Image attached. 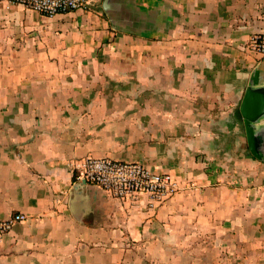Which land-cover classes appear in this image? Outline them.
<instances>
[{
  "label": "crops",
  "instance_id": "1",
  "mask_svg": "<svg viewBox=\"0 0 264 264\" xmlns=\"http://www.w3.org/2000/svg\"><path fill=\"white\" fill-rule=\"evenodd\" d=\"M87 2H0V217L28 216L0 264H264V114L255 154L241 112L264 89V0ZM86 156L183 189L156 208L113 197L76 180Z\"/></svg>",
  "mask_w": 264,
  "mask_h": 264
},
{
  "label": "built area",
  "instance_id": "2",
  "mask_svg": "<svg viewBox=\"0 0 264 264\" xmlns=\"http://www.w3.org/2000/svg\"><path fill=\"white\" fill-rule=\"evenodd\" d=\"M0 2L8 8L22 5L48 17L88 6L87 0H0ZM249 46L264 56V34L254 35ZM70 168L79 183L97 185L113 197L122 199L146 194L151 208L158 207L183 189L170 173L156 172L138 161L86 156L73 160ZM196 187L195 182H190L187 188ZM27 219L28 216L21 212L7 218L0 217V240L17 222Z\"/></svg>",
  "mask_w": 264,
  "mask_h": 264
},
{
  "label": "water",
  "instance_id": "3",
  "mask_svg": "<svg viewBox=\"0 0 264 264\" xmlns=\"http://www.w3.org/2000/svg\"><path fill=\"white\" fill-rule=\"evenodd\" d=\"M264 89H253L251 86L247 89L241 105V112L245 118L247 135L251 150L255 153L257 146V135L252 122L256 121L264 114ZM256 154V153H255Z\"/></svg>",
  "mask_w": 264,
  "mask_h": 264
}]
</instances>
